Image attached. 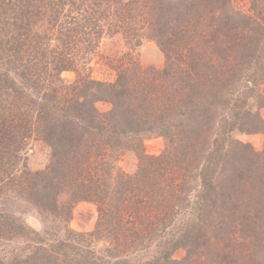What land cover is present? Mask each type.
Here are the masks:
<instances>
[{
	"label": "trees",
	"instance_id": "16d2710c",
	"mask_svg": "<svg viewBox=\"0 0 264 264\" xmlns=\"http://www.w3.org/2000/svg\"><path fill=\"white\" fill-rule=\"evenodd\" d=\"M263 111L264 0H0V264H264Z\"/></svg>",
	"mask_w": 264,
	"mask_h": 264
},
{
	"label": "rangeland",
	"instance_id": "374dc122",
	"mask_svg": "<svg viewBox=\"0 0 264 264\" xmlns=\"http://www.w3.org/2000/svg\"><path fill=\"white\" fill-rule=\"evenodd\" d=\"M239 6L246 9L247 0H235ZM104 55L108 56H120L125 51L122 47V43L119 39L104 40L102 46L100 47ZM138 58L140 65L142 67H153L160 68L163 65V57L159 52L158 48L154 43L150 41L143 42L135 53ZM91 77L96 80H111L113 77L112 71L108 69L103 62L97 61L92 63ZM61 77L70 81L73 79L74 75L69 72L62 73ZM264 118V111L261 113ZM236 140L249 144L254 150H261L264 146V132L262 134L255 135H236ZM145 151L149 155H158L163 148V142L159 138L147 139L144 143ZM37 161L32 160L34 167L38 166L41 160V155H36ZM136 164V159L133 156H128L121 162V166L126 170L130 171ZM96 210L95 207L88 203H79L72 210L71 220L69 222L68 228L80 233H87L93 230L96 222ZM25 222L34 229H40V223L37 217L32 213H27L24 215ZM181 253H177L174 257L178 259Z\"/></svg>",
	"mask_w": 264,
	"mask_h": 264
}]
</instances>
